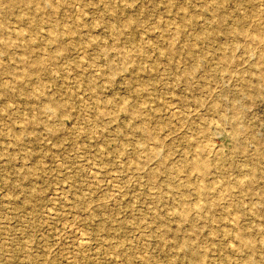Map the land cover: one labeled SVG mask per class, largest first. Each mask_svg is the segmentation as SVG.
I'll return each mask as SVG.
<instances>
[{
	"label": "rangeland",
	"instance_id": "obj_1",
	"mask_svg": "<svg viewBox=\"0 0 264 264\" xmlns=\"http://www.w3.org/2000/svg\"><path fill=\"white\" fill-rule=\"evenodd\" d=\"M0 264H264V0H0Z\"/></svg>",
	"mask_w": 264,
	"mask_h": 264
},
{
	"label": "bare ground",
	"instance_id": "obj_2",
	"mask_svg": "<svg viewBox=\"0 0 264 264\" xmlns=\"http://www.w3.org/2000/svg\"><path fill=\"white\" fill-rule=\"evenodd\" d=\"M101 72V71H100ZM71 88V87H70ZM231 207V206H230Z\"/></svg>",
	"mask_w": 264,
	"mask_h": 264
}]
</instances>
